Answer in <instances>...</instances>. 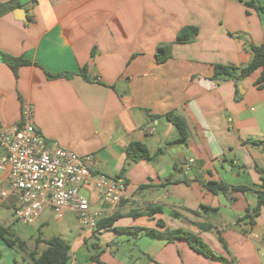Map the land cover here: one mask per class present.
<instances>
[{"label": "crops", "instance_id": "crops-1", "mask_svg": "<svg viewBox=\"0 0 264 264\" xmlns=\"http://www.w3.org/2000/svg\"><path fill=\"white\" fill-rule=\"evenodd\" d=\"M18 2L0 17V134L24 123L29 104L48 145L94 156L92 176L124 179L127 187V198L115 207L103 203L92 182L83 188L102 220L117 219L96 232L81 227L66 240L70 264H264V208L253 222L248 217L264 181L260 71L242 86L214 78L215 65L244 68L252 60L250 44L264 42V14L247 6H264V0ZM187 27L197 28V36L178 43ZM160 47L170 51L164 63L156 57ZM1 53L31 64L15 73ZM85 69L90 80L82 76ZM169 114L184 120L186 141H178ZM132 143L145 145L152 159L129 162ZM189 160L196 165L185 172ZM9 173L0 145V190H8ZM207 184L231 190L214 194ZM16 202L13 195L0 200L1 226L7 227L5 215L13 216ZM157 207L161 214H146ZM158 221L198 235L216 257L197 253L185 240L118 231L163 230Z\"/></svg>", "mask_w": 264, "mask_h": 264}, {"label": "built area", "instance_id": "built-area-1", "mask_svg": "<svg viewBox=\"0 0 264 264\" xmlns=\"http://www.w3.org/2000/svg\"><path fill=\"white\" fill-rule=\"evenodd\" d=\"M22 125L13 126L0 134V145L7 152L10 167L9 188L0 190V200L13 195L17 198L14 220L34 224L51 210V218L61 221L68 212L74 213L87 231H94L104 218L101 210L93 209L81 194L92 182L108 207H115L127 198L124 180L92 176L95 166L92 155L79 156L58 144L48 145L33 121V107H23ZM186 162L182 168L189 172L196 164ZM258 238V236H255Z\"/></svg>", "mask_w": 264, "mask_h": 264}, {"label": "trees", "instance_id": "trees-1", "mask_svg": "<svg viewBox=\"0 0 264 264\" xmlns=\"http://www.w3.org/2000/svg\"><path fill=\"white\" fill-rule=\"evenodd\" d=\"M20 4L18 0H11L8 3H0V17L12 12L15 8L19 7ZM248 7L255 9L256 11L264 14V6H259L255 2L247 4ZM198 34V29L193 27H187L180 31L177 36L178 43H189L194 40ZM250 52L252 54L251 62L244 68L238 69L234 66H214V78L222 79L229 78L236 81H243L244 79L252 76L254 73L260 71V76L255 82V86L258 89L264 88V42L260 45L250 44ZM3 62L9 66L15 73L18 69L25 65H30L31 62L23 58H14L8 54L1 53ZM170 51L167 47H160L157 51L156 57L159 63H164L169 59ZM82 76L86 80H90L87 76V70L83 71ZM57 77V76H56ZM167 119L174 124L178 132L179 138L178 141L184 142L187 139V128L184 120L174 114H169ZM261 143H255L259 145ZM264 144V142H263ZM127 155L129 162H139L143 160L152 159L147 147L141 143H132L127 149ZM126 169H124V172ZM124 180V179H123ZM125 181V180H124ZM126 183V182H125ZM206 188L214 194L228 193L231 188L223 184H207ZM235 191L245 192L249 188H234ZM258 196V206L253 210L252 215H247L253 222V220L260 214L262 208H264V181L261 186V189L255 190ZM162 209L160 207L149 209L146 214L149 216H154L156 214H161ZM117 218H111L108 220H102L97 224L95 232L102 228H107L113 226ZM158 226L163 230H150L142 228H125L118 229L122 233H133V234H146L152 237L165 239L167 241H174L177 239L185 240L189 243L190 247L197 253L203 254L208 258H215L216 254L210 249V247L198 236L190 232L183 230H169L166 228L164 222L158 221ZM94 232V233H95ZM9 230L0 225V238L10 247L19 245L22 251H26L27 245L23 241L12 240L7 237ZM38 244L40 241L37 242ZM47 248L41 253L33 251L29 254L30 262L29 264H70L71 247L69 243L64 240L62 237L55 236L47 241ZM91 251V249H89ZM92 261H95L94 257L91 258Z\"/></svg>", "mask_w": 264, "mask_h": 264}, {"label": "rangeland", "instance_id": "rangeland-1", "mask_svg": "<svg viewBox=\"0 0 264 264\" xmlns=\"http://www.w3.org/2000/svg\"><path fill=\"white\" fill-rule=\"evenodd\" d=\"M83 196L85 192H81ZM6 228L9 230L8 238L23 241L27 245L26 251H22L18 244L8 246L0 238V264H29V254L33 251L41 253L47 248V241L58 236L72 242L78 236L81 225L73 214H67L61 221L49 218L45 212L34 224L27 225L17 222L14 217L7 213L5 215ZM40 241L38 244L37 242ZM91 249V248H90Z\"/></svg>", "mask_w": 264, "mask_h": 264}, {"label": "water", "instance_id": "water-1", "mask_svg": "<svg viewBox=\"0 0 264 264\" xmlns=\"http://www.w3.org/2000/svg\"><path fill=\"white\" fill-rule=\"evenodd\" d=\"M238 84H239L240 86H242V81H239Z\"/></svg>", "mask_w": 264, "mask_h": 264}]
</instances>
